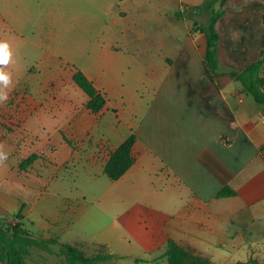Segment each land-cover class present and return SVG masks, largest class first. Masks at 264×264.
<instances>
[{
	"label": "crops",
	"instance_id": "crops-1",
	"mask_svg": "<svg viewBox=\"0 0 264 264\" xmlns=\"http://www.w3.org/2000/svg\"><path fill=\"white\" fill-rule=\"evenodd\" d=\"M203 1L175 0V10L169 4L166 27L151 32L142 49L107 34L86 57L41 53L0 104V143L8 153L0 164V215L21 208L22 226L34 237L69 243L84 255L111 254L106 243L114 229L93 206L80 205V197H94L120 210L113 214L118 233L140 230L135 245L156 249L153 261L166 258L172 240L214 264L264 262V106L236 79L260 56L264 0L214 3L223 9L214 70L195 25L208 13L190 10ZM24 2L0 0V39L17 30L14 7ZM125 17L120 10L113 23ZM76 69L104 94L99 111L86 106L87 94L72 79ZM131 133L134 162L109 179L103 166ZM34 152L39 156L20 169ZM79 168L91 198L78 187ZM103 180L97 190L93 184ZM225 186L236 194L217 197ZM96 233L101 240L94 242Z\"/></svg>",
	"mask_w": 264,
	"mask_h": 264
},
{
	"label": "rangeland",
	"instance_id": "rangeland-1",
	"mask_svg": "<svg viewBox=\"0 0 264 264\" xmlns=\"http://www.w3.org/2000/svg\"><path fill=\"white\" fill-rule=\"evenodd\" d=\"M174 1L25 0L23 4L14 7L18 18L14 28L16 27L17 30L7 29L2 38L8 40L14 53V62L8 69L13 73V83L26 70H33L35 62L43 51H56L61 54L62 58L75 60L86 57L87 51L102 46L107 34L114 38L121 35L124 37L123 43H127V45L128 43H132V46L137 44L140 49L147 47L149 34L160 29V27L163 30L166 27L165 18L167 15L165 12H168L167 6L169 4H172L173 10H175ZM124 9L126 10L125 22L117 26L113 20L117 13ZM160 20L163 22L161 23ZM196 28H199L198 25ZM133 33L140 34L138 40L133 36ZM80 91V93H84L82 90ZM78 172V187L85 191L88 196L89 185L85 181L86 174L82 168H79ZM105 184L106 182L103 180L93 184V186H97V190H100V186ZM92 196L89 195L87 198ZM80 200V205L83 207L93 206L98 213L99 221L106 224V228L114 229L109 243H106V251L112 256L95 264H167L166 258H155L153 261V257L156 256L154 255L157 252L156 249H147L146 252L135 245L134 235L138 234L139 229L131 228L126 232L118 233L113 225L115 223L113 214L116 215L120 210L111 206L107 207L105 204L102 205V202L95 201L94 197L93 201H84L81 197ZM8 220L13 222L12 219ZM25 224L29 226L27 220ZM29 238L39 240L33 235ZM92 240L97 242L101 239L96 233L92 235ZM97 246L100 247V245ZM24 248L25 257L29 264H67V251L60 242H30ZM83 251L91 252L90 249ZM99 252L102 251L99 250ZM204 258L208 261L206 257ZM251 264H264V262Z\"/></svg>",
	"mask_w": 264,
	"mask_h": 264
},
{
	"label": "trees",
	"instance_id": "trees-1",
	"mask_svg": "<svg viewBox=\"0 0 264 264\" xmlns=\"http://www.w3.org/2000/svg\"><path fill=\"white\" fill-rule=\"evenodd\" d=\"M218 0H204L201 4L192 7L194 11H206L209 15L204 23H195L200 31L206 37L205 62L206 65L214 70L219 67L216 53V44L219 34L215 24L218 18L223 14V9H214L213 5ZM223 3V0H219ZM264 21V15H263ZM264 61V34L261 41L260 56L257 60L251 62L247 67L236 75V79L242 89L250 93L254 99L264 106V79L261 77V69ZM73 81L87 94L88 100L86 106L93 112L99 111L106 99L104 94L95 87L93 82L86 74L76 69L72 74ZM134 133L128 135L113 151L110 152L109 158L103 166V172L109 179L119 178L134 162L131 148L135 142ZM69 143L70 141L66 139ZM38 153H31L24 158L20 164V169H25L37 157ZM236 192L230 186H225L217 193V197L235 195ZM21 208L10 215H0V262L2 264H29L25 257V248L30 242H57L54 238L39 240L30 239V233L22 226ZM8 219H12L10 222ZM61 246L67 251V264H95L100 260L109 259L112 254H94L84 255L76 249L75 246L62 242ZM168 264H214L199 255H195L188 250L182 248L174 241L169 240L165 251ZM230 264H249L243 262H235Z\"/></svg>",
	"mask_w": 264,
	"mask_h": 264
},
{
	"label": "clouds",
	"instance_id": "clouds-1",
	"mask_svg": "<svg viewBox=\"0 0 264 264\" xmlns=\"http://www.w3.org/2000/svg\"><path fill=\"white\" fill-rule=\"evenodd\" d=\"M14 62L13 49L8 40L0 39V104L7 102L9 93L14 87L13 73L9 66ZM8 159V153L4 151V145L0 143V164Z\"/></svg>",
	"mask_w": 264,
	"mask_h": 264
}]
</instances>
